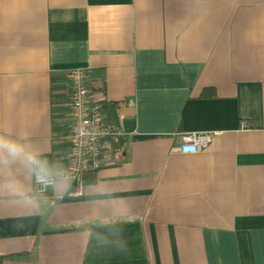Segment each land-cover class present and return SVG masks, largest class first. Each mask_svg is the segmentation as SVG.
I'll list each match as a JSON object with an SVG mask.
<instances>
[{
	"label": "crops",
	"instance_id": "1",
	"mask_svg": "<svg viewBox=\"0 0 264 264\" xmlns=\"http://www.w3.org/2000/svg\"><path fill=\"white\" fill-rule=\"evenodd\" d=\"M72 69L123 143L42 194L13 165L0 264H264V0H0V131L57 172Z\"/></svg>",
	"mask_w": 264,
	"mask_h": 264
},
{
	"label": "built area",
	"instance_id": "2",
	"mask_svg": "<svg viewBox=\"0 0 264 264\" xmlns=\"http://www.w3.org/2000/svg\"><path fill=\"white\" fill-rule=\"evenodd\" d=\"M70 80L71 119L69 153L66 163L58 172L61 180L84 182L87 172L97 171L104 164V149L109 138L122 137L120 129L108 125L103 118L101 104L94 98L88 85V74L84 69H72L68 72ZM247 126L246 121L242 122ZM182 153H197L212 140V134L188 133L182 136ZM36 192L47 191L35 181Z\"/></svg>",
	"mask_w": 264,
	"mask_h": 264
},
{
	"label": "clouds",
	"instance_id": "3",
	"mask_svg": "<svg viewBox=\"0 0 264 264\" xmlns=\"http://www.w3.org/2000/svg\"><path fill=\"white\" fill-rule=\"evenodd\" d=\"M13 165H18L24 170L26 178L34 177L44 188L56 186L61 180L60 173L49 166L47 160L42 159L39 149L15 138L9 132L0 131V171H6V178L0 182V189L18 198L24 205L36 209L29 184L16 178Z\"/></svg>",
	"mask_w": 264,
	"mask_h": 264
},
{
	"label": "trees",
	"instance_id": "4",
	"mask_svg": "<svg viewBox=\"0 0 264 264\" xmlns=\"http://www.w3.org/2000/svg\"><path fill=\"white\" fill-rule=\"evenodd\" d=\"M108 142L111 144V147H113V148H116V147H118L119 145H121L123 143L122 142V137H119L117 140L109 138ZM87 173H89V172H87Z\"/></svg>",
	"mask_w": 264,
	"mask_h": 264
}]
</instances>
